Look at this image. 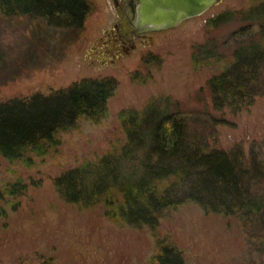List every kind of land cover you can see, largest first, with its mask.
<instances>
[{"label":"trees","instance_id":"1","mask_svg":"<svg viewBox=\"0 0 264 264\" xmlns=\"http://www.w3.org/2000/svg\"><path fill=\"white\" fill-rule=\"evenodd\" d=\"M91 9L92 0H0L4 17L33 21L38 68L66 57ZM233 19L243 24L231 33L229 58L200 87L206 95L204 109L221 115L209 116L213 123H224L225 113L233 115L254 96L264 95V0L224 9L208 23ZM203 51L198 45L197 55ZM116 83L110 75L84 76L47 93L0 99V158L30 167L35 157L57 152L63 132L78 129L83 120L100 123L107 117V99ZM173 105L179 103L167 97L163 102L150 99L140 112L119 111L121 134L109 139L103 153L83 157L55 175L56 191L85 206L101 202L114 222L147 225L153 232L170 208L195 202L234 219L245 245L243 264H264V138L250 142L246 152L240 142L222 148L215 132L197 130L188 117L170 110ZM25 188L15 173L0 184V200L13 198L15 206ZM155 244L149 264H186L168 237Z\"/></svg>","mask_w":264,"mask_h":264},{"label":"rangeland","instance_id":"2","mask_svg":"<svg viewBox=\"0 0 264 264\" xmlns=\"http://www.w3.org/2000/svg\"><path fill=\"white\" fill-rule=\"evenodd\" d=\"M250 1L219 0L199 15L154 32L150 43L102 68L89 64L85 50L107 25V0H92L82 33L66 57L45 68L36 67L39 36L33 33V21L0 14V99L47 93L84 76L110 75L117 82L107 99V117L100 123L83 120L78 129L63 132L57 152L35 157L30 167L9 165L0 158V184L15 173L26 183L24 193L15 197L17 205L13 198L0 200V264H149L155 240L163 236L182 251L186 264H243L245 245L231 216L186 202L170 208L153 232L147 225L114 222L101 202L85 206L66 201L53 177L83 157L106 151L109 139L121 134L119 111L140 112L150 99L177 101L170 110L188 117L202 133L215 132L222 148L240 142L246 152L250 142L264 138V95L254 96L233 115L225 113L224 123H213L210 117L221 115L211 109L207 113L206 95L200 90L229 58L231 33L243 24L233 19L211 25L208 19L224 9L245 8ZM198 45L206 50L200 55Z\"/></svg>","mask_w":264,"mask_h":264},{"label":"flooded vegetation","instance_id":"3","mask_svg":"<svg viewBox=\"0 0 264 264\" xmlns=\"http://www.w3.org/2000/svg\"><path fill=\"white\" fill-rule=\"evenodd\" d=\"M110 12L107 25L85 50L90 65L102 68L116 62L139 45L148 42V36L156 31H141L135 24V0H107ZM151 37V38H152Z\"/></svg>","mask_w":264,"mask_h":264},{"label":"water","instance_id":"4","mask_svg":"<svg viewBox=\"0 0 264 264\" xmlns=\"http://www.w3.org/2000/svg\"><path fill=\"white\" fill-rule=\"evenodd\" d=\"M135 24L141 31L171 28L192 16L199 15L219 0H135ZM148 36V42L152 41Z\"/></svg>","mask_w":264,"mask_h":264}]
</instances>
